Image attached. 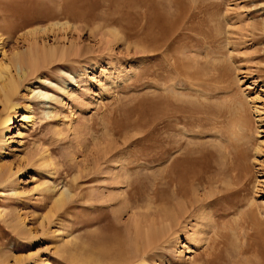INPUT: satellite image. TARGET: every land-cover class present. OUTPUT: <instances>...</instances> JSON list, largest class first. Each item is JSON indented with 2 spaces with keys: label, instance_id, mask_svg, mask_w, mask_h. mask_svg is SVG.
I'll return each mask as SVG.
<instances>
[{
  "label": "rangeland",
  "instance_id": "rangeland-1",
  "mask_svg": "<svg viewBox=\"0 0 264 264\" xmlns=\"http://www.w3.org/2000/svg\"><path fill=\"white\" fill-rule=\"evenodd\" d=\"M0 71V264H264V0H0Z\"/></svg>",
  "mask_w": 264,
  "mask_h": 264
},
{
  "label": "bare ground",
  "instance_id": "bare-ground-1",
  "mask_svg": "<svg viewBox=\"0 0 264 264\" xmlns=\"http://www.w3.org/2000/svg\"><path fill=\"white\" fill-rule=\"evenodd\" d=\"M154 15V14H153ZM168 15V14H167ZM161 16V15H160ZM166 18V16H163ZM170 17V16H169ZM160 18V17H159ZM157 18L159 21H157V26L159 29H162L163 32L165 31L164 29L169 27L170 23L169 21L167 20L168 17L165 19V18H162L159 19ZM58 25H54V27H56ZM53 27V26H52ZM62 27V26H61ZM151 27V26H150ZM149 27V28H150ZM150 31V29H149ZM146 33V32H145ZM151 33V32H150ZM162 33V32H161ZM113 35V37H115L117 39V37H119L118 33L117 32H113L111 33ZM148 34V33H147ZM163 34V33H162ZM171 33H166L164 37H161L160 39H157L155 38L154 40V43L155 45H159V43L163 42L165 43V41L167 40V38L169 39L171 36H170ZM150 35V34H149ZM153 35V34H152ZM169 36V37H168ZM142 38V37H141ZM153 38V37H152ZM168 43V42H167ZM111 45V44H110ZM111 48V47H110ZM156 50V49H155ZM139 51V50H138ZM167 52V51H166ZM146 54V53H145ZM156 54V53H155ZM163 54V53H162ZM142 55V54H141ZM168 63V62H167ZM169 64V63H168ZM21 73V72H20ZM12 80V81H10ZM0 82L2 83L1 85V91L3 92L4 94V97L6 98V107H10L12 109H16L18 108L19 106H16V105H13L12 104V99L14 97V95L17 93L18 89H17V86L16 83H14L15 81H13V79H9L8 75L6 74V72L4 71H0ZM0 83V84H1ZM46 99H49L48 96H46ZM156 102V101H155ZM162 102V101H161ZM159 102V103H161ZM157 105V104H156ZM155 105V106H156ZM159 106V105H158ZM175 110V109H174ZM176 113V112H175ZM31 118L30 117H26L25 120H30ZM10 122H14V117L13 116H8L6 119L0 121V127L2 125H7L8 123ZM11 125V124H10ZM200 153V152H199ZM202 157H204L200 162L199 161H196V160H176L172 166L169 167L168 169V174L165 176L166 179L168 180L169 184H172L174 185V183H176V186H174V192H173V196H172V201L176 200L177 197H181V196H178L179 193L183 194L184 195L186 194V187L184 186V182L186 180H188V182H191L190 183V186L188 187L189 189L191 187H193V189H197L200 187V185L204 186V184H212L214 183V180L212 181L210 178L206 177L204 175V172L208 169H211V165H210V161L214 159V155H210L208 154V156H203V154H200ZM111 157V156H110ZM194 157V156H193ZM192 157V158H193ZM167 158V157H166ZM173 156L170 158V160L172 159L173 160ZM157 159V158H156ZM144 161L146 162V160L144 159ZM148 161V160H147ZM214 161V160H213ZM159 162V161H158ZM187 162L188 164H190L188 167H187V172H186V175L184 177H178V173L179 171L184 167L187 166ZM194 164H198L200 166V168L202 169L203 172H200V173H195V171L197 170H194L192 168V166ZM150 164L148 162L145 163V167L149 166ZM186 165V166H185ZM197 171H200V170H197ZM214 172V171H213ZM198 182V183H196ZM212 186V185H211ZM210 186V187H211ZM66 190V189H65ZM68 195H70L69 191H63L59 198L57 199V202L59 204H61L64 200L67 201V197ZM208 205L210 206H214V202H209ZM174 213V212H173ZM171 212V214H173ZM181 216V214H178V213H175V215L172 217L173 218V221L174 223H176L178 221V218ZM173 225V223H172Z\"/></svg>",
  "mask_w": 264,
  "mask_h": 264
}]
</instances>
